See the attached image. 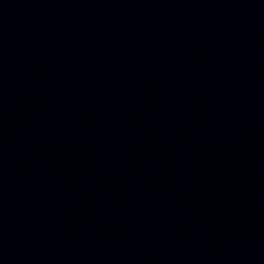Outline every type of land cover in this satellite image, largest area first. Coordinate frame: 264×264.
Returning <instances> with one entry per match:
<instances>
[{
  "label": "water",
  "instance_id": "obj_1",
  "mask_svg": "<svg viewBox=\"0 0 264 264\" xmlns=\"http://www.w3.org/2000/svg\"><path fill=\"white\" fill-rule=\"evenodd\" d=\"M0 264H264V0H0Z\"/></svg>",
  "mask_w": 264,
  "mask_h": 264
}]
</instances>
